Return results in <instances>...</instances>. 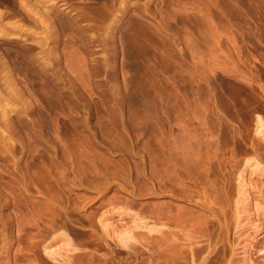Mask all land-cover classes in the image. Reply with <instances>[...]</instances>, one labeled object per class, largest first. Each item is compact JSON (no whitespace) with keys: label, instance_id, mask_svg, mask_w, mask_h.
Here are the masks:
<instances>
[{"label":"rangeland","instance_id":"rangeland-1","mask_svg":"<svg viewBox=\"0 0 264 264\" xmlns=\"http://www.w3.org/2000/svg\"><path fill=\"white\" fill-rule=\"evenodd\" d=\"M32 2H0V264H264L232 211L264 177V0Z\"/></svg>","mask_w":264,"mask_h":264},{"label":"bare ground","instance_id":"bare-ground-1","mask_svg":"<svg viewBox=\"0 0 264 264\" xmlns=\"http://www.w3.org/2000/svg\"><path fill=\"white\" fill-rule=\"evenodd\" d=\"M1 1H7V2H10V3H13V4H20V7H21V3L22 2H27L26 4L29 6V8H28V12L27 13H29L28 15H29V17L28 18H30V21L32 22V24H34V25H36L35 24V22L36 21H34V20H36V19H34L33 18V11L35 10V8H33V6H34V4H33V2H32V0H0V2ZM58 1V0H57ZM35 2V1H34ZM38 3V2H37ZM26 4H24V5H26ZM43 6V5H42ZM18 7V6H17ZM20 7H18V8H20ZM34 9V10H33ZM13 14V13H12ZM1 15V14H0ZM35 17V16H34ZM2 17L0 16V20H2L1 19ZM4 18V17H3ZM17 21V20H16ZM1 22V21H0ZM41 22V21H40ZM22 23V22H21ZM23 24V23H22ZM4 25V24H3ZM2 29V28H1ZM0 29V30H1ZM27 29V28H26ZM25 30V29H24ZM33 30V29H32ZM31 30V31H32ZM30 33V32H29ZM41 41V40H40ZM44 42V41H43ZM2 63V62H1ZM0 63V64H1ZM3 74V73H2ZM4 74H6V73H4ZM4 76V75H3ZM2 76V77H3ZM1 78V77H0ZM5 78V77H4ZM6 82V81H5ZM12 127V126H11ZM263 146H264V144H263ZM262 146V144H261V146L260 147H263ZM263 149V148H262ZM260 165V164H259ZM261 166V165H260ZM259 167V166H258ZM261 168V174L264 176V165H262V167H260ZM258 170H260V169H258ZM261 179H262V181H261V183L259 182V184H256L255 186H254V188L252 189V190H248L245 186V184H244V180H242V181H244V182H241L240 183V185L239 184H237L238 186H241L240 188H241V192H240V194L237 196V200L236 201H234V207L231 209L232 211H234V217H235V220H236V222L235 223H237L238 225H242L244 222V219L245 218H247V217H250V218H252V219H248V220H253L254 218L252 217V216H255V217H257V218H255V219H258V221L259 222H261L262 221V223L260 224L259 222V224H257V225H255L254 226V230H257V229H259V228H261L260 226L262 225V224H264V177H260ZM251 185V184H250ZM250 187V186H249ZM252 188V187H251ZM234 189V188H233ZM232 189V191H234ZM256 189V190H255ZM233 194V193H232ZM238 194V193H237ZM235 195H236V193H235ZM234 196V195H233ZM231 202V201H230ZM199 203L200 204H202V205H204L205 207H207V208H209L210 206L208 205V197L207 196H204L202 199H201V201H199ZM232 205L230 206V207H232ZM255 207L254 208V214H251V208L252 207ZM206 209V208H205ZM229 209V210H230ZM227 210V209H226ZM225 210H222V212L223 213H227L226 211L224 212ZM232 211H230L231 212V214L233 213ZM229 212V211H228ZM222 215V214H221ZM220 215V216H221ZM225 214H223V216H224ZM167 217H169L168 215H167ZM230 219V218H229ZM234 219V218H233ZM247 220V221H248ZM234 221V220H233ZM240 223H242V224H240ZM250 223H252L253 224V222L252 221H250ZM252 224H249L250 226H252ZM171 224H170V221H169V218H166V222H165V224H164V226H165V228H164V237H165V241H166V243L169 245V237H170V226ZM236 225V224H235ZM248 225V226H249ZM234 226V225H233ZM227 227V226H226ZM234 227H232V229H233ZM250 228V227H249ZM224 229H225V227H224ZM228 228H226V230H227ZM235 230H237V231H235ZM235 232L233 233L234 235H235V237L236 238H234V240H236V239H240L241 237L240 236H242V235H245V234H243L244 233V230H245V226L243 225V226H236L235 227ZM223 232H225V231H223ZM228 232V234L227 235H229V231H227ZM226 235V234H225ZM231 236V235H230ZM229 237V236H228ZM243 238V237H242ZM248 239H250L249 237H246L245 238V241L246 240H248ZM178 240H180V239H178ZM177 241V240H176ZM244 241V240H243ZM250 241V240H249ZM224 243V242H223ZM230 243V242H229ZM236 243V242H235ZM234 243V244H235ZM175 244H177V243H175ZM236 245V244H235ZM205 246V245H204ZM205 248V247H204ZM207 249V248H206ZM209 249V248H208ZM214 249V248H213ZM212 250V249H211ZM208 251V250H207ZM210 251V250H209ZM220 253V252H219ZM226 253V252H225ZM244 256H246L247 255V253H248V251L247 250H244ZM209 254H210V252H208L207 253V255L209 256ZM230 254L232 255V256H234V255H236V251H234L233 249H232V251L230 252ZM205 255V254H204ZM230 255V256H231ZM242 255V254H241ZM208 256H206L207 258H208ZM218 256V255H217ZM228 256V255H227ZM240 256V255H239ZM243 256V257H244ZM205 257V258H206ZM230 258V257H229ZM246 258V257H245ZM248 258V257H247Z\"/></svg>","mask_w":264,"mask_h":264}]
</instances>
